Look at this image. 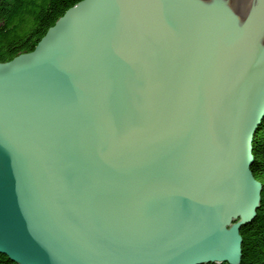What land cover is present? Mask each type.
I'll use <instances>...</instances> for the list:
<instances>
[{"label":"water","instance_id":"obj_1","mask_svg":"<svg viewBox=\"0 0 264 264\" xmlns=\"http://www.w3.org/2000/svg\"><path fill=\"white\" fill-rule=\"evenodd\" d=\"M264 0H80L0 61V253L240 264L260 206Z\"/></svg>","mask_w":264,"mask_h":264},{"label":"trees","instance_id":"obj_2","mask_svg":"<svg viewBox=\"0 0 264 264\" xmlns=\"http://www.w3.org/2000/svg\"><path fill=\"white\" fill-rule=\"evenodd\" d=\"M80 0H0V61L31 51L64 11ZM251 169L261 184L260 206L242 226L240 264H264V118L252 141ZM0 264H16L0 253ZM204 264H228L227 262Z\"/></svg>","mask_w":264,"mask_h":264}]
</instances>
